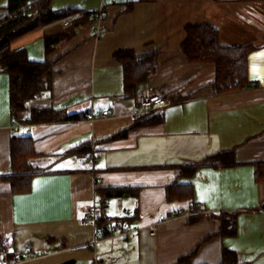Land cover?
<instances>
[{
	"label": "crops",
	"instance_id": "obj_1",
	"mask_svg": "<svg viewBox=\"0 0 264 264\" xmlns=\"http://www.w3.org/2000/svg\"><path fill=\"white\" fill-rule=\"evenodd\" d=\"M8 5L0 0V19ZM52 5L79 12L10 43L12 50L26 49L31 60L52 62L50 88L14 117L10 76L0 69V264H175L188 255L192 264H220L224 248L248 264H264V209H258L264 181L255 180L254 165L264 161V0H52ZM102 7L103 37H96V21L88 20L46 52V36ZM201 24L218 29L221 46H257L248 56L254 86L219 93L213 86L215 64L187 59L181 48L186 29ZM120 50L153 54V69L131 90L115 57ZM141 93L162 94L167 105L135 118ZM109 107L110 117H86ZM35 109L76 117L21 121ZM21 135L32 137L35 162L49 171L33 176L30 191L13 192L1 176L11 170L12 139ZM228 151L234 165L183 171ZM92 152L96 164H84V155ZM174 183L178 196L169 198ZM108 189L123 192L104 194L109 198L100 225L104 238L92 245L95 228L82 222L83 214L98 191ZM222 211L238 212L236 235H221L217 218L193 220L202 212ZM159 216L165 220L152 233ZM130 226L138 229L117 235ZM26 246L45 255L13 263Z\"/></svg>",
	"mask_w": 264,
	"mask_h": 264
},
{
	"label": "trees",
	"instance_id": "obj_2",
	"mask_svg": "<svg viewBox=\"0 0 264 264\" xmlns=\"http://www.w3.org/2000/svg\"><path fill=\"white\" fill-rule=\"evenodd\" d=\"M30 1L9 0L8 9L15 10ZM76 12L78 13L79 10L55 9L52 0H32L24 13L11 16L0 22V69L10 76V110L14 117L25 109L26 102L29 99L50 88L54 70L52 62L48 60L36 61L29 59L24 48L12 50L10 47L11 41L38 26L65 19ZM92 12L95 11H84L82 16L73 19L59 34L46 36V52H51L56 44L64 38L71 37L80 23L92 20L90 17ZM186 33V39L181 46L183 53L190 62L215 64L216 81L213 86L217 92L234 91L255 85L248 76V56L257 46H221L219 31L210 24L188 26ZM115 57L124 68V82L127 90H131L136 82L154 67L153 54L138 53L134 50H120ZM75 117L76 115H70L65 110L35 109L30 119L21 121H64ZM37 156L38 152L34 147V140L31 136L13 137L11 170L1 176L11 182L13 192L30 191L33 176L49 171V169L42 168L35 162ZM231 158V151L222 152L202 162L187 167L183 166V171L192 174L205 165H234L236 162ZM254 165L255 180L264 181V161H258ZM175 186L178 185L174 183L169 187V198L178 196L174 192ZM98 192L100 196H103L104 194L120 195L123 191L108 189L99 190ZM184 192L186 195L190 194V190ZM194 208L198 207L195 206ZM258 209H264V204L259 206ZM205 215L221 221V235L234 236L237 234V211H222L211 214L202 212L200 215H194L193 220H198ZM102 222H105L103 216L100 225ZM1 245L0 249H2ZM191 257V255L184 256L175 264H192ZM220 264L248 263L242 260L236 251L224 248Z\"/></svg>",
	"mask_w": 264,
	"mask_h": 264
},
{
	"label": "built area",
	"instance_id": "obj_3",
	"mask_svg": "<svg viewBox=\"0 0 264 264\" xmlns=\"http://www.w3.org/2000/svg\"><path fill=\"white\" fill-rule=\"evenodd\" d=\"M32 1V0H31ZM31 1L24 5L16 8L15 10H7L6 14L0 19V22L5 20L6 18H9L11 16H18L22 13H24L27 8L29 7ZM105 16V9L104 7L100 8L99 10H96L95 12H92L90 14V17L92 20L96 21L95 30H96V37L101 38L104 36V30L102 29L101 22L104 19ZM69 21L66 20V24H68ZM167 105V98L166 96L159 94V93H141L138 96V104L132 115L137 118L139 116H144L146 114L151 113L152 111L162 108ZM114 114V109L112 107L107 108L104 111H100L98 113L90 112L87 114V119L89 120H95L99 118H106L110 117ZM17 125L14 124V127ZM84 164H91L94 166L97 162V156L94 152L90 154H86ZM108 196H100L98 198H95L91 205L88 207V209L83 214L82 222L87 226H93L95 228L94 231V238L92 240V245H96L100 240L104 238L103 231L100 227V220L103 216L104 210L108 206ZM203 211V209H202ZM165 218L163 216H159L158 220L155 224H153L150 227V231L153 233L155 232V227L157 224L163 222ZM138 227L136 226H130L125 227L124 229L120 230L117 235H126L134 230H137ZM45 255V252H39L34 249H32L30 246H26L22 251L19 252L17 255L15 261L24 260V259H31V258H37ZM7 264V263H6ZM97 264V263H96Z\"/></svg>",
	"mask_w": 264,
	"mask_h": 264
}]
</instances>
